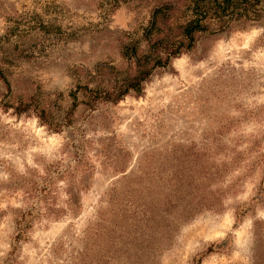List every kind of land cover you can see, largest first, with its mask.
<instances>
[{"label": "rangeland", "instance_id": "1", "mask_svg": "<svg viewBox=\"0 0 264 264\" xmlns=\"http://www.w3.org/2000/svg\"><path fill=\"white\" fill-rule=\"evenodd\" d=\"M192 3L0 0V264H264L263 3L85 89Z\"/></svg>", "mask_w": 264, "mask_h": 264}, {"label": "trees", "instance_id": "2", "mask_svg": "<svg viewBox=\"0 0 264 264\" xmlns=\"http://www.w3.org/2000/svg\"><path fill=\"white\" fill-rule=\"evenodd\" d=\"M261 3L264 4V0H193L191 6L193 15L178 27L177 33L172 32L171 25L167 22L169 12L166 17L160 19L162 32L152 36V30L157 24L155 15H166L164 5H162L155 9V15H153L150 25L146 28L149 43L148 52L138 54L133 45L126 46L124 49L125 56L133 61L135 65L134 75L111 90L89 89L87 87L85 89L92 99L112 102L118 101L129 92H141L143 82L148 79L155 68L167 66L172 57L192 49L199 34L211 32V24H218L223 17L247 16L249 13H254V9ZM157 30H160V27ZM75 105L73 99V107Z\"/></svg>", "mask_w": 264, "mask_h": 264}]
</instances>
